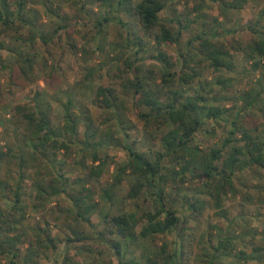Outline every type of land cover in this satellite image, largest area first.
Wrapping results in <instances>:
<instances>
[{"label":"trees","instance_id":"1","mask_svg":"<svg viewBox=\"0 0 264 264\" xmlns=\"http://www.w3.org/2000/svg\"><path fill=\"white\" fill-rule=\"evenodd\" d=\"M101 1L117 12L134 15L146 34L155 30L154 47L149 49L140 35L125 43L118 58L124 64L121 70L123 88L117 90L101 85L95 97L99 108L109 110L108 123L116 122L104 129L96 124L90 109L82 110L81 116L73 111V101L66 104L65 121L60 129L53 124L49 109L38 101L30 107H16L17 113L27 121L25 149L21 152H15L11 147L0 150V162L17 166L6 179L0 178V264H76L81 249L99 257L93 264L102 263L107 249L112 252L111 264H230V259H234L235 264H264V245L251 242L250 251L249 244L239 247L238 240H244V237L232 232L236 219L228 214L223 199L228 193H237L240 185L252 187L257 192L264 191V122L254 126L241 122L244 114L259 108L260 103L264 105V98H261L264 85L254 91L242 92L233 105L227 107L221 104L225 100L218 97L215 85L220 86L221 91H229L232 77L220 74L214 81H209L202 79L201 72L203 67L218 73L233 71L234 53L241 45L230 44L228 38L235 36L239 28L224 26L220 15L209 21L206 13H198L206 0H197L185 15L178 13L172 17L162 15L170 0ZM220 1L222 15H225L229 8L241 10L252 0ZM28 2L0 0V35L15 23H20L29 33L25 35L18 31L17 39L27 43V47L15 50L16 62L25 78H31L37 64L31 49L41 43L51 53L49 46L59 29L67 26L62 22L51 30L44 29L27 17L33 10ZM78 2L84 9L86 2ZM42 3L45 12L52 16L66 14L61 5L55 9L53 0H42ZM61 15H57L58 18ZM103 20L109 21L108 18ZM103 20L98 23L103 24ZM199 22L200 29L192 31ZM263 22L264 5L259 17L247 27L256 35L246 47L249 59L254 60L252 67L255 70L264 67V31L260 29ZM187 31H192V35L185 40ZM4 46L5 43L0 42V47ZM164 46H175L178 58L168 54ZM147 60L160 65L163 88L150 86L154 71L150 69L149 76L144 74ZM41 61L47 64L43 55ZM194 83L197 85L186 89V85ZM164 88H167L166 101L160 94ZM212 92L214 97L208 95ZM35 95L38 99L39 93ZM130 101L135 114L144 122L146 133L155 140L159 138L158 144L154 143L153 153L140 149V139L129 140L131 133L124 125V113L129 109ZM230 117L231 127L221 146L207 150L195 142L205 122H219ZM82 124L85 126L83 131L80 130ZM163 127L168 129L163 132ZM72 143H80L83 150L91 151L94 163L99 161L88 166L84 177L73 181L61 165L57 166V155L53 150H69ZM112 144L123 147L128 159L118 166L113 182L102 188L97 199L93 182L100 181L105 172V160L99 151ZM126 176L132 178L126 197L130 200L144 195L152 197L154 210H144L141 214L126 209L112 210L117 206L120 185ZM247 179L255 182L249 185ZM29 180L32 182L29 197L35 206H45L47 201L57 197L71 202V207L63 208L64 214H57V219L65 225L60 229L62 233L56 234L48 221L45 227L25 225L24 197ZM5 199L10 202L8 206L3 204ZM207 208L215 210L218 220L205 228L200 220ZM95 214L100 216L97 223L93 221ZM191 221L196 223L194 228ZM172 235L175 239L170 249L165 237ZM250 235L255 239L256 232L252 231ZM159 239L161 242L155 249L145 247L146 242ZM138 250L140 255H137ZM51 253L60 255L52 259ZM114 256L118 258L116 263Z\"/></svg>","mask_w":264,"mask_h":264},{"label":"rangeland","instance_id":"2","mask_svg":"<svg viewBox=\"0 0 264 264\" xmlns=\"http://www.w3.org/2000/svg\"><path fill=\"white\" fill-rule=\"evenodd\" d=\"M84 1L86 6L82 9L78 0H53L55 9H57L58 5H61L66 14L55 13L52 16L50 13L45 12L42 0H29L28 5L33 10L27 17L37 21L44 29L51 30L54 27H58L62 22L67 23L66 27L59 29L53 44L49 46L51 53L47 52L41 43L36 44L34 49H31V54L35 53L37 60L31 78H25L22 75L16 62L17 53L15 50H25L27 47V43L17 39L19 33L29 34L26 28H23L20 23H15L12 28L0 35V42L5 43L3 48L0 47V150L6 151L8 147H11L15 152H21L25 149L24 134L27 121L17 113L16 107L18 105H28L30 107L38 101L41 106L43 105L44 108L49 109L53 124L59 129L64 124L66 104L69 101H73L72 109L80 116L82 115V110L90 109L96 118V124L102 129L110 126L111 123H116L113 121L108 123L109 110L99 108L96 105L97 89L101 85L110 86L117 90L123 88L121 70H123L124 64L123 60L120 61L118 58L125 49V43L129 38L135 40L136 35H140L148 48L152 49L155 44L152 38L155 30L150 34H146L134 15L126 14V12H117L114 7L103 3L101 0ZM139 1L134 0V3ZM170 1V5L162 12L163 17L176 16L178 13L185 15L197 2V0ZM204 2L203 9L198 13H206L208 15L206 17L207 20L213 21L214 17L220 15L224 26L229 25L232 28H239L235 36H229L228 38L230 44L238 43L241 45L240 50L234 53L233 71L218 73L209 67H203L201 70L203 80L214 81L220 74L223 77H232V85L229 91H221L220 86L215 85L218 97L225 100L221 104L230 107L236 100L235 98L241 95L242 92L246 90L254 91V89H259L264 85V67L259 66L257 70L253 69L252 62L254 60L249 59V53H247L246 49L248 43L256 38V35L249 31L247 27L259 17L264 0H252L250 4L241 10L229 8L226 10L225 15H222V13L224 14L222 1L206 0ZM57 15H61V17L58 18ZM62 16L67 18L63 19ZM105 18H108L109 21L103 20ZM99 20H103V24H99ZM123 23L126 24L123 25ZM200 23L195 24L192 27V31H198L201 27ZM260 29L264 31V22ZM18 31L20 32L18 33ZM192 31L184 33L185 40L191 37ZM163 49L168 54H175L176 59L178 58V51L175 46H164ZM42 55L45 56L46 65L41 61ZM150 69L154 71L151 75L153 79H150V86L152 85L155 88L164 86L161 82L160 65L153 60H147V62H144V74L149 76L151 74L149 73ZM195 85L197 83L186 85L188 87L186 89ZM37 93H39L37 95L38 99H35V94ZM166 93L167 88H164L162 92L160 90L164 101L167 100ZM208 95L214 97V92ZM261 98H264V93ZM129 105V109L124 113L126 121L124 125L131 133L129 140L140 139V149L145 150L148 154L153 153L152 150L156 148L154 143H157L159 138L155 140L146 133L144 122L135 114L131 101ZM258 107L248 112V114H244L241 122L249 126L262 124L264 122V111L262 110L264 105L260 103ZM231 119L230 117L228 120L222 118L219 122L212 120L205 122V127L197 134L195 142L207 150L211 147L221 146L231 127ZM84 129L85 126L82 124L80 130L83 131ZM167 129L168 127L166 129L163 127L162 131L165 132ZM53 150H55L57 155V166L61 165L72 181L77 177H84L89 165L99 163V161L93 162L91 151L83 150L80 143H72L69 150L62 148ZM99 155L105 160V172L100 181L94 180L93 182L97 191V199L100 197L102 188L113 182L118 166L124 164L128 159L127 151L123 147H117L113 144L105 150H100ZM43 167H45L44 164ZM16 169L15 163L0 162V178L6 179ZM32 175L35 174L33 173ZM131 181L132 178L130 176L125 177V180L120 185L117 206L113 207L112 210L121 211L126 209L128 211H136L139 214L144 210H154L155 203L152 197L144 195L137 200H130L126 197ZM247 182L252 185L255 181L247 179ZM31 183V180H29L27 183V194L24 197L27 210L25 225L45 227L48 221L56 234L62 233L60 229L63 226L65 228V225L61 219H57V214H64L63 208L71 207V202L57 197L47 201L45 206H35L34 201L29 197L32 190ZM186 184L188 185V183ZM248 196L251 199L247 198ZM223 199L228 214L236 219L232 226V232L244 237V240H238L239 247H242V244L250 245L251 242L255 241L264 245V191L257 192L252 187L240 185L237 193H228ZM9 203L6 199L3 201L6 206ZM215 214V210L207 208L201 216L202 227L207 228L209 223L217 221ZM99 217V214L93 215V221L95 223L99 222ZM222 223L223 227L226 228V222L223 221ZM190 225L194 228L196 223L191 221ZM197 225L200 226L201 223H197ZM86 228L90 229L89 226H86ZM252 231L256 232L255 239L250 235ZM174 239V235L165 237L170 249L174 246ZM160 242V239L156 242H146L145 247L155 249V245ZM60 247L62 246L60 245ZM247 247H249L250 251L251 245ZM61 250L62 248L59 251ZM78 253L80 260L76 261V264H93L97 261L95 258H99L94 255L95 253L83 252V249L79 250ZM111 253L109 249L105 250L103 258H101L102 263L100 264H105V261L111 264L109 260ZM140 253L138 250L137 255H140ZM50 255L52 259H55L60 254L51 253ZM114 260L116 263L118 258L114 256ZM1 261L5 262L3 258ZM228 261H230V264H235L234 259Z\"/></svg>","mask_w":264,"mask_h":264}]
</instances>
